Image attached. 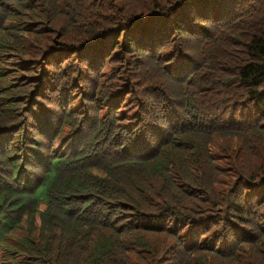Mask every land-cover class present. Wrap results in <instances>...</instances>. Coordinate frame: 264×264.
Masks as SVG:
<instances>
[{"label": "trees", "instance_id": "trees-1", "mask_svg": "<svg viewBox=\"0 0 264 264\" xmlns=\"http://www.w3.org/2000/svg\"><path fill=\"white\" fill-rule=\"evenodd\" d=\"M0 264H264V0H0Z\"/></svg>", "mask_w": 264, "mask_h": 264}]
</instances>
